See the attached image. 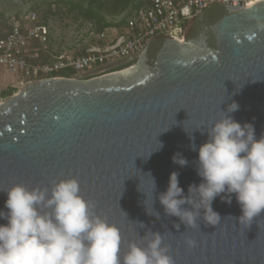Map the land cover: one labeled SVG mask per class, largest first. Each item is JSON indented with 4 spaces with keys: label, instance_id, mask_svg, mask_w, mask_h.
<instances>
[{
    "label": "water",
    "instance_id": "water-1",
    "mask_svg": "<svg viewBox=\"0 0 264 264\" xmlns=\"http://www.w3.org/2000/svg\"><path fill=\"white\" fill-rule=\"evenodd\" d=\"M24 87L0 103V190L75 177L94 212L119 229L122 254L151 229L163 233L175 264H264V212L249 227L238 224L235 194L231 204L217 196L212 207L220 224L201 218L200 229H186L158 198L173 171L185 196L201 182L192 144L198 148L208 137L197 128L233 101L239 110L230 115L252 123L257 138L264 135V0L209 6L187 22L183 41L157 37L129 68ZM185 130H193L194 141ZM177 153L186 166L173 162ZM6 199L0 191L5 211ZM151 205L159 219L146 213Z\"/></svg>",
    "mask_w": 264,
    "mask_h": 264
},
{
    "label": "clouds",
    "instance_id": "clouds-1",
    "mask_svg": "<svg viewBox=\"0 0 264 264\" xmlns=\"http://www.w3.org/2000/svg\"><path fill=\"white\" fill-rule=\"evenodd\" d=\"M238 110L233 101L210 125L197 128L208 138L198 148L192 144L202 180L189 185V195H184L177 171L170 173L166 191L159 194L164 213L178 217L186 229L199 228L201 218L205 224H220L221 216L212 207L217 196L231 204L235 194L241 209V215L233 217L238 224L249 227L264 212V135L257 138L252 123L241 124L230 115ZM192 131L186 132L194 141ZM172 159L180 166L188 164L179 153ZM0 191L7 193V211L0 209V219L6 220L0 223V264H175L163 233L151 229L141 243L129 242L122 254L119 229L94 212L95 205L81 195L75 177L50 187L15 184ZM186 204L191 208L183 207ZM152 205L146 213L159 219ZM186 243L196 246L191 238Z\"/></svg>",
    "mask_w": 264,
    "mask_h": 264
},
{
    "label": "built area",
    "instance_id": "built-area-1",
    "mask_svg": "<svg viewBox=\"0 0 264 264\" xmlns=\"http://www.w3.org/2000/svg\"><path fill=\"white\" fill-rule=\"evenodd\" d=\"M228 0H149L127 16L122 28L109 27L92 32L94 44L78 52L51 48V31L39 16L27 9L8 19L0 37V70L30 84L54 77L90 79L129 68L144 46L160 36L183 40L187 22L204 9ZM242 1L243 7L263 0ZM108 30L116 34L108 37ZM64 71L69 76H62ZM4 97L0 91V103Z\"/></svg>",
    "mask_w": 264,
    "mask_h": 264
},
{
    "label": "rangeland",
    "instance_id": "rangeland-1",
    "mask_svg": "<svg viewBox=\"0 0 264 264\" xmlns=\"http://www.w3.org/2000/svg\"><path fill=\"white\" fill-rule=\"evenodd\" d=\"M40 2L41 0H0V13L3 14V17L0 16V22L6 21V24H8V19L12 15L27 9L34 10V7H37L35 12L42 19V13L45 7ZM52 7L56 10V14L49 16L47 19V25L51 31V48L55 50H66L72 53L82 51L94 44L95 40L92 36L94 28L90 23L80 17H75L65 7H58V5H52ZM128 12L126 10L118 16L109 17L108 20L111 22H119ZM106 34L108 37H111L116 32L114 30H108ZM64 73V71L60 72V74ZM18 79L13 73L0 70V91L2 95L5 94V97H8L23 90L26 84H19Z\"/></svg>",
    "mask_w": 264,
    "mask_h": 264
},
{
    "label": "trees",
    "instance_id": "trees-1",
    "mask_svg": "<svg viewBox=\"0 0 264 264\" xmlns=\"http://www.w3.org/2000/svg\"><path fill=\"white\" fill-rule=\"evenodd\" d=\"M148 1L149 0H41L40 3L45 8L42 13V19L39 18V22L47 24L49 16L56 14V10H54L52 5H58V7H65L66 10L75 17H80L84 21L90 23L96 32L104 31L109 27L122 28L126 24L127 16L131 15L134 10L148 4ZM33 9V11H35L37 7ZM126 10L129 11L128 14L119 22H111L108 20L109 17L118 16ZM0 16L3 17V14L0 13ZM7 28L8 24H6V21L0 22V37L4 35V31L7 30ZM60 75L69 76L65 73ZM3 96L5 97L6 95L4 94Z\"/></svg>",
    "mask_w": 264,
    "mask_h": 264
},
{
    "label": "bare ground",
    "instance_id": "bare-ground-1",
    "mask_svg": "<svg viewBox=\"0 0 264 264\" xmlns=\"http://www.w3.org/2000/svg\"><path fill=\"white\" fill-rule=\"evenodd\" d=\"M253 5V3H250V5L249 6H252ZM183 41V40H182Z\"/></svg>",
    "mask_w": 264,
    "mask_h": 264
}]
</instances>
